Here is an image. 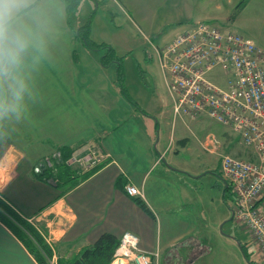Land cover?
Wrapping results in <instances>:
<instances>
[{
	"label": "crops",
	"instance_id": "obj_1",
	"mask_svg": "<svg viewBox=\"0 0 264 264\" xmlns=\"http://www.w3.org/2000/svg\"><path fill=\"white\" fill-rule=\"evenodd\" d=\"M102 1L116 8L142 36L147 33L132 19L127 6L150 33H160L163 24H178L165 33L166 37L171 35L163 44L190 23L206 20L193 19L191 10L185 16H159V7L169 5L162 0H82L77 8L82 16L74 20L64 0H40L52 11L46 53L27 70L31 94L25 97V114L20 119L0 118V198L30 224L40 227L57 259L74 257L104 232L120 238L129 231L138 237L141 250H159L158 264H196L214 247L199 233V216L189 206L185 185L189 172L170 168L163 159L172 147L195 152L184 128L193 133L189 123L198 116L174 117L156 50L153 59L145 58L152 78L140 86L141 95L127 84L140 109L122 95L110 73L115 64L103 67L101 52L89 50L76 36V28L92 14L91 40L111 45L124 62L130 51L128 32L100 16ZM91 3L93 9L85 16V6ZM117 46L123 48L122 53ZM156 64L162 81L154 70ZM142 65L139 62L141 70ZM92 146L106 154V160L75 187L58 190L57 184L36 176L42 160L57 148L85 151L86 156ZM127 184L137 187L139 193L128 194ZM227 209L224 219L229 213L232 216L231 204ZM237 229L240 236L247 233L241 226ZM223 237L225 243L236 241L232 233ZM239 243L243 248L247 241ZM36 251H30L17 229L13 231L0 221V264H40L42 254L37 246Z\"/></svg>",
	"mask_w": 264,
	"mask_h": 264
},
{
	"label": "built area",
	"instance_id": "obj_2",
	"mask_svg": "<svg viewBox=\"0 0 264 264\" xmlns=\"http://www.w3.org/2000/svg\"><path fill=\"white\" fill-rule=\"evenodd\" d=\"M154 50L173 101L174 117L207 114L252 149L254 158H241L220 152L222 143L214 133L200 140L201 147L218 155L220 171L234 195L232 220L258 245L264 264V48L239 33L198 20ZM217 76L225 78L224 86L216 83ZM58 156L55 151L45 157L44 166L56 171L54 158ZM82 156L70 159L79 163L76 169L80 171L107 157L95 146ZM125 190L130 195L139 193L132 184ZM138 242L134 233L122 234L110 264H158L159 250L145 252Z\"/></svg>",
	"mask_w": 264,
	"mask_h": 264
},
{
	"label": "rangeland",
	"instance_id": "obj_3",
	"mask_svg": "<svg viewBox=\"0 0 264 264\" xmlns=\"http://www.w3.org/2000/svg\"><path fill=\"white\" fill-rule=\"evenodd\" d=\"M162 1H168L169 5L159 7L157 11L159 16H174L176 13L180 16H185L187 15V12L191 10L193 19H206L223 29L239 33L264 48V0ZM93 4L95 7L96 3L93 2ZM93 4L91 3L89 7L85 6V11H82L85 13V16L88 15L89 9H93ZM99 5L98 11L100 16L113 21L117 25L119 24L121 29L128 32L127 44L130 51L128 52L129 54L123 57L125 59L124 62L122 59L124 81L122 80L121 83L117 81L114 65H112L110 73L111 75H114L115 81L117 84L119 83L118 85L121 86L124 83V86L127 88L128 84L131 91H134L136 95L140 96V86H146V83L149 84V80L152 78L147 74L148 67L145 66V58L150 60L153 59L155 53L154 47H162L165 40L171 35L170 34L166 37L165 33L171 32L173 28L178 26V24H173L171 26L163 24L160 33H150L147 30H144V26H142L134 11L127 6V12L131 13L132 19L145 33H147L146 36H142V33H139V30H137L126 17L120 16L117 9L109 5L108 1L99 2ZM70 15H72V19L74 20H77L82 16L80 13H77V10L73 11ZM88 18L85 17V21ZM186 28L187 26L184 29ZM117 50L122 53L123 48L117 46ZM139 62L143 64V70L139 68ZM154 70L156 73L161 74L158 64H156ZM162 78L161 74V81ZM215 81L220 86L225 85V78L222 76H217ZM127 91L130 94L128 88ZM143 105H146V102H144ZM162 126V130L165 132V124L163 123ZM189 127L193 133H189L187 127H185L184 130L187 131L190 144L195 146V152L192 153L181 148L174 150L172 147L167 153H165L166 156L163 161L170 168L176 170H181L179 168H182L189 172V174L187 173L188 177H185L187 179L185 185L190 196L189 206L195 210L199 216V233H202L203 237L207 238L211 246L214 247L213 252L203 256L201 258L202 260L198 261L196 264H262L263 261L259 253L258 245L251 242L247 235L248 232L245 230L244 232L247 233L241 234L242 236L239 235L237 229L239 226L231 219V213H229L230 215L228 218H222L223 213L228 210L227 208L230 209V204L231 206L234 204V195L231 184L223 177L220 171L218 155L201 147L199 141L208 133H214L222 143L219 149L220 152L230 153L241 158H254L252 149L242 144L238 135L231 129L212 119L207 114H200L196 121L189 123ZM0 136H2L1 129ZM72 153L73 158L78 160L80 157H83L82 155L85 151L80 152L77 150L72 151ZM170 155L173 156V158H171ZM160 158H162V156ZM78 164V162H74L73 164L68 163V165H60L58 166V173L56 167V171L49 169L43 174V176L47 175V172H51L54 180L58 182V190L66 191L75 181L72 176L74 175L75 168L78 167ZM23 166L24 163L21 165V168H23ZM211 167L213 169H211ZM181 171L185 173V171ZM227 184L229 185L228 188H226ZM0 200L2 199L0 198ZM17 215L29 223L25 218L21 217L19 214ZM4 216L7 217L4 210L0 208V221L7 223L8 220L7 218L4 219ZM9 222L11 225L7 224L10 225L13 231L17 229V233L25 239L30 251L33 252L32 249L34 248L37 253V244H35V240L28 231L22 226L19 227V224L16 225L17 221L13 217L9 219ZM30 225L35 228L45 242V237L39 232L40 227L38 225L36 227L32 224ZM231 233L234 235L236 241L232 243H229L228 241V243H225L223 236L231 235ZM241 241H247L246 244L242 243L244 246L243 248L239 243ZM45 243L47 244V241ZM51 248L52 247H50V249ZM52 259L54 260L51 261ZM47 263L58 264V259L56 257L52 258L51 254V257L47 258Z\"/></svg>",
	"mask_w": 264,
	"mask_h": 264
},
{
	"label": "clouds",
	"instance_id": "obj_4",
	"mask_svg": "<svg viewBox=\"0 0 264 264\" xmlns=\"http://www.w3.org/2000/svg\"><path fill=\"white\" fill-rule=\"evenodd\" d=\"M51 19L50 7L40 0H0V118L25 114L27 70L46 53Z\"/></svg>",
	"mask_w": 264,
	"mask_h": 264
},
{
	"label": "trees",
	"instance_id": "obj_5",
	"mask_svg": "<svg viewBox=\"0 0 264 264\" xmlns=\"http://www.w3.org/2000/svg\"><path fill=\"white\" fill-rule=\"evenodd\" d=\"M64 1H65V7L67 10V13L70 15L73 11L77 10L82 0H64ZM91 17L92 15L89 16V18L84 24L76 28L77 39L82 41L83 44L89 50L101 52L100 62L103 65V67H108L111 65V63H114L115 68H116L117 81L121 83L122 80L124 81V73L122 69V57L116 54V52L114 51L111 45L104 43V42H95L91 40L90 38ZM119 88H120L122 95L140 109L137 102L133 100V98L128 93L127 88L124 86V83L121 86L119 85ZM72 151H73L72 148H66V147L57 148L56 152L59 153V156L58 158H54V163H55V166L57 167V173H58V168H59L58 166L68 165L70 159L73 157ZM98 166H95L85 171H80L76 169L74 175L72 176V178H74L75 181L73 184L70 185L69 189L75 187L81 181H83L86 177L92 174ZM48 170H49L48 167L40 166L39 174L36 175L39 178V180H42L44 182H47L48 179L54 180V177H52L51 172H47V175L43 176V174L46 173V171ZM55 182L58 185V182L57 181ZM228 187L229 185L227 184L226 188ZM138 202L141 207H143L145 210L148 211L147 206L142 201L139 200ZM0 208L4 210V213L7 216V217L4 216V219L7 218L8 224L11 225V223L9 222V219L13 217L17 221L16 225L19 224L20 226L25 228L26 231H28V233L35 240L37 247L42 254L41 257L38 258L39 263L48 264L47 258L51 257L52 251L50 247L44 242V240L42 239V236L35 230L33 226H31L28 222L21 219L17 215V213H15L11 208H9L4 203L3 200H0ZM118 243H119V238H117L115 235L111 233L104 232L103 234L100 235V237L95 242L82 247L80 251L78 252V254L75 255L74 257L70 259H58V264H109L110 261L112 260L113 254L115 252V249ZM32 250L34 252V248ZM258 264H261V263H258Z\"/></svg>",
	"mask_w": 264,
	"mask_h": 264
},
{
	"label": "water",
	"instance_id": "obj_6",
	"mask_svg": "<svg viewBox=\"0 0 264 264\" xmlns=\"http://www.w3.org/2000/svg\"><path fill=\"white\" fill-rule=\"evenodd\" d=\"M49 184H51V185H56L57 183L53 180V179H48V181H47ZM231 218H232V216H231Z\"/></svg>",
	"mask_w": 264,
	"mask_h": 264
}]
</instances>
